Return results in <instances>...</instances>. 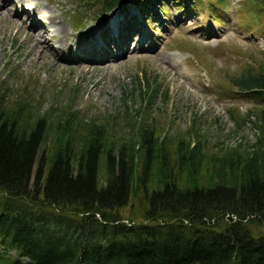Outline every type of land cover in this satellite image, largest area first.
Returning a JSON list of instances; mask_svg holds the SVG:
<instances>
[{
  "label": "trees",
  "instance_id": "16d2710c",
  "mask_svg": "<svg viewBox=\"0 0 264 264\" xmlns=\"http://www.w3.org/2000/svg\"><path fill=\"white\" fill-rule=\"evenodd\" d=\"M124 1L84 0L75 26L92 9L102 21ZM224 3L208 1L213 19ZM242 6L241 26L264 32V0ZM254 62L225 77L235 99L264 101V63ZM144 79L145 90L138 80L139 91L123 98L140 102L124 114L127 139L111 135L116 116L41 112L34 81L9 104L0 90V264H264V112L252 145L207 155L194 119L179 137L163 134L150 117L158 77ZM230 118L237 127L243 120ZM132 201L139 217L125 219Z\"/></svg>",
  "mask_w": 264,
  "mask_h": 264
},
{
  "label": "rangeland",
  "instance_id": "374dc122",
  "mask_svg": "<svg viewBox=\"0 0 264 264\" xmlns=\"http://www.w3.org/2000/svg\"><path fill=\"white\" fill-rule=\"evenodd\" d=\"M83 1L27 0L21 7L20 3L10 1L6 7H1L3 16L13 18L0 19V90L6 89L8 104L23 81H34L30 90L41 112L57 109L54 114L58 117L70 110L81 117L102 122L108 115L116 116L120 119L111 135L127 139L131 131L126 127L124 114H133L140 107L139 99L129 97V93L139 91L138 80L145 90V73L149 84L155 75L158 77L161 93L151 105L150 117L158 118L164 135H183L190 130L194 119L207 155L239 145L244 148L255 142L260 127L256 118L264 112V101L235 99L229 94L228 79H225L227 75H237L246 65L255 66L254 61L264 63V32L241 26L246 16L240 10L246 0H224V8L218 15L221 21L214 20L212 14L213 20L208 17L206 7L211 0H186V3L163 0L164 11L168 13L166 18L157 4L141 6L136 0H129L124 8L140 22V28L145 22L152 23L147 33L153 37V42H147L148 50L139 51V36L130 38L126 51L109 56L113 60L106 58V54L87 51V34L89 32L93 37L91 49H97L95 43L102 41L105 30L104 39L108 37V31L111 33L116 27L120 28L118 15H123L122 11H116L102 22L93 21L94 9L86 15L79 14L83 26L78 28L74 18ZM174 6L178 10H173ZM32 7L35 8L33 12ZM22 8L27 12H22ZM15 13L18 15L14 16ZM52 15L59 27L64 26L65 38L51 26ZM33 19L49 29L45 37L49 48L45 45L46 51L43 47L37 55L26 35ZM134 31L141 35L140 30H132V33ZM74 40L84 45V48L77 45L83 54L70 51L62 58L64 48ZM119 46L120 49L123 47L121 42ZM109 47L115 50L112 42H107L104 48ZM68 58L69 61H64ZM163 89L167 90L165 98L162 97ZM125 94L129 96L124 101ZM230 111L243 119L239 127L231 120ZM138 208L132 201L121 214L125 219L139 217Z\"/></svg>",
  "mask_w": 264,
  "mask_h": 264
},
{
  "label": "bare ground",
  "instance_id": "6f19581e",
  "mask_svg": "<svg viewBox=\"0 0 264 264\" xmlns=\"http://www.w3.org/2000/svg\"><path fill=\"white\" fill-rule=\"evenodd\" d=\"M10 1H13L14 3H16V4H18V3H20L19 5H20V7L22 6V4H24L25 3V5H26V2H27V0H0V19H4V18H6V19H13L12 18V16H3L2 15V8L1 7H3V6H7V4L8 3H10ZM12 3V2H11ZM35 4H38L37 2H34ZM29 4V3H28ZM39 7V6H38ZM208 7H209V5H207V7H206V11L208 12ZM35 8H37L36 6H35ZM34 7H32V12L34 11V9H35ZM22 12H27L24 8H22ZM37 12V11H36ZM18 14L17 13H15L14 14V16H17ZM32 15V14H31ZM121 15V14H120ZM36 16V15H35ZM53 16V15H52ZM51 16V22H50V24H51V26H53L54 28L56 27V29H55V31L57 32V34H59V35H61V37L62 38H65V28H64V26L63 25H61V27H59L58 25H57V23L54 21L55 19H54V16L52 17ZM57 19V18H56ZM140 19V18H139ZM4 21H5V19H4ZM9 21V20H8ZM13 21V20H12ZM30 22V21H29ZM59 22V21H58ZM4 23H6V22H4ZM11 22H9V24H10ZM8 24V23H7ZM49 24V25H50ZM103 26V25H102ZM141 26V25H140ZM19 27V26H18ZM17 27V28H18ZM137 27V26H136ZM21 28V27H20ZM47 29H48V27H46L45 25H43V24H41V23H39V21L38 20H35V19H33L32 20V22H31V25L28 27V31H27V33H26V35H27V39H28V41L29 42H31V44H33V46H32V49H33V53H34V55H37V53L39 52V50L40 49H42L43 47V49L46 51V46L45 45H47V47L49 48V46H48V44H47V41L45 40V37H46V35H48L49 33L47 32ZM94 29V28H93ZM107 29V28H106ZM49 30V29H48ZM104 31V30H103ZM100 32V31H99ZM87 34V33H86ZM114 34H116V33H114ZM87 35H89V37L87 36V40H88V46H87V48H86V50L87 51H89L90 50V53L92 52V53H98V54H106V58H108V59H112L113 60V58L112 57H114L116 54H118L121 50H125L126 48H127V42L125 43V45L120 49L119 48V46H115V48H116V51L114 52V51H112V53H109V51H108V49H105L104 47L107 45V42H109L110 40H113V43L115 42V40L114 39H108L107 41L105 40H103L102 39V41L100 40V41H96V43H95V45L97 46V49H91V45H90V40L93 38L92 36H90L91 35V33H89L88 32V34ZM54 36V35H53ZM59 37V36H58ZM73 38V37H72ZM115 38V37H114ZM121 38V37H120ZM26 39V40H27ZM42 39V40H41ZM70 39V38H69ZM79 39V38H78ZM27 41V42H28ZM72 42V41H71ZM93 44V43H92ZM104 44V46H102V45ZM77 45H81V48H84V45L80 42V43H76L75 42V40H74V42H72V43H70L69 44V46L68 47H66V48H64V50H63V52H62V58L64 57V58H66V56H65V54L64 53H68V52H70V51H76V53L77 54H83V50L81 49V48H77ZM111 47V46H110ZM112 48V47H111ZM126 51V50H125ZM48 52V51H47ZM33 53H32V56H34L33 55ZM70 56V55H69ZM109 56H112V57H109ZM74 57V56H73ZM86 57V56H85ZM91 57V56H90ZM105 57V56H104ZM59 58V57H58ZM75 58V57H74ZM73 58V59H74ZM80 58V57H79ZM72 59V58H71ZM94 59H96L95 57H94ZM99 59V58H98ZM70 59L68 58V59H65L64 61H69ZM97 60V59H96ZM75 61V60H74ZM104 61H109V60H104Z\"/></svg>",
  "mask_w": 264,
  "mask_h": 264
}]
</instances>
